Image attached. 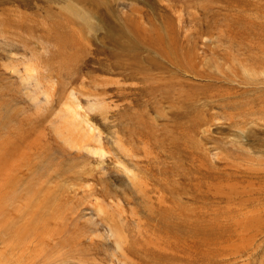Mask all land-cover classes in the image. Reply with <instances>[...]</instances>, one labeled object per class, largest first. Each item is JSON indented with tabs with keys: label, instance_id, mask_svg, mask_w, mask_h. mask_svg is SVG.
<instances>
[{
	"label": "rangeland",
	"instance_id": "obj_1",
	"mask_svg": "<svg viewBox=\"0 0 264 264\" xmlns=\"http://www.w3.org/2000/svg\"><path fill=\"white\" fill-rule=\"evenodd\" d=\"M63 263L264 264V0H0V264Z\"/></svg>",
	"mask_w": 264,
	"mask_h": 264
},
{
	"label": "bare ground",
	"instance_id": "obj_2",
	"mask_svg": "<svg viewBox=\"0 0 264 264\" xmlns=\"http://www.w3.org/2000/svg\"><path fill=\"white\" fill-rule=\"evenodd\" d=\"M108 35V37L110 38V40H111V43H112V45H113V37H112V35L111 34H107ZM69 37H71V39H70V43H69V45H73L74 43H75V41H76V39H74V37L72 36V34L70 35L69 34ZM120 39V38H119ZM114 41H115V39H114ZM66 44V43H65ZM115 45V46H114ZM114 47L115 48H117V49H121L120 47H125V45L123 46L122 44H121V46H120V43L118 44V43H116V42H114ZM74 46V45H73ZM75 46H76V44H75ZM129 46V45H128ZM132 46V45H131ZM133 47V46H132ZM70 97H71V95H70ZM74 102V104H72V105H68L67 107H66V109H67V111H68V117H67V121H66V125H67V130H68V133L69 134H72L73 132H75L76 133V135H78V136H76V138H77V140L79 141V139H81V140H84L85 139V135H83L84 133H85V129H86V131H91V129H90V127H91V124L87 121V119L85 120V119H83V121H79V119H78V112H77V110H76V108L78 107V103H77V101H75V99H72V103ZM73 105H75V107L73 106ZM65 120V119H64ZM87 128H89V130H87ZM83 130V131H82ZM93 130V129H92ZM81 131L82 132H84L83 134L81 133ZM90 131H89V133L88 134H90ZM86 134V133H85ZM83 135V136H82ZM87 135V134H86ZM95 136V135H94ZM69 137V136H68ZM67 137V138H68ZM74 137V136H73ZM72 138V137H71ZM75 139V138H74ZM76 140V139H75ZM69 141L70 142H72L73 140L71 139L70 140V137H69ZM87 140L85 139V142H86ZM84 142V141H83ZM82 142V143H83ZM84 142V143H85ZM77 142H75V144H76ZM81 144V143H80ZM86 144V143H85ZM98 148H100V147H98ZM88 187V186H87ZM113 225V224H112ZM44 226V225H43ZM110 230V229H109ZM115 230V229H114ZM118 230V229H117ZM113 232V231H112ZM118 236V235H117ZM117 240H118V238H117ZM118 241H120V240H118ZM117 243V242H116ZM120 243V242H119ZM121 244V243H120ZM118 245V244H117ZM119 246H121V245H119ZM124 255V254H123ZM82 257V256H81ZM67 258V257H66ZM83 258H85L84 256H83ZM82 258V259H83ZM125 258V257H124ZM67 259H69V258H67ZM123 259V258H122ZM80 260V259H79ZM88 260V259H87ZM124 260H126V259H124ZM67 261V260H66ZM82 261V260H81ZM84 261V260H83ZM86 261V260H85ZM86 262H88V261H86ZM64 264V263H63Z\"/></svg>",
	"mask_w": 264,
	"mask_h": 264
}]
</instances>
